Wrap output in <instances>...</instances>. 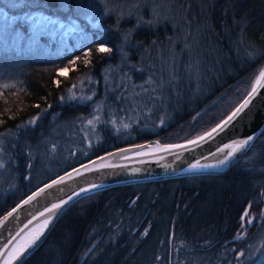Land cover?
Returning <instances> with one entry per match:
<instances>
[{
	"label": "trees",
	"instance_id": "1",
	"mask_svg": "<svg viewBox=\"0 0 264 264\" xmlns=\"http://www.w3.org/2000/svg\"><path fill=\"white\" fill-rule=\"evenodd\" d=\"M47 1L56 5L55 0ZM24 2L30 4L29 0ZM173 5L172 19L162 17L156 25L139 24L131 29V46L124 55L117 51V30L93 29L64 39L40 32L41 41L28 45L24 38L18 40L15 32L28 31L30 26L26 27L21 18L10 17L22 12L7 10L6 16H0V30L8 32L0 36V80H20L18 89L9 88L0 94V131L12 128L17 131L16 140H34L53 117L68 129L69 117L86 113L89 100H63L65 90L88 76L97 79V92L101 93L107 71L112 77L110 83L104 82V101H111L112 106H129L134 105L133 100L139 109L145 106L140 100L143 97L156 107L138 111L139 123L164 120L156 130L139 129L135 137L124 141L115 140L106 129L97 143L82 141L86 134L67 138V149H72L64 156L70 160L40 183L121 144L193 137L217 123L246 94L251 83L234 104L224 97L248 77L252 82L264 63V0H173ZM150 15L145 11L142 19ZM107 24L112 26L111 21ZM177 25L205 47L206 56L214 53L217 58L199 91L182 93L183 81L178 82L177 77L173 83L168 80L170 90L161 85V73L171 68L160 72L154 52L171 38ZM130 26L125 21L118 28ZM101 44L111 51H98ZM64 66L67 72L61 73L59 69ZM151 73L153 78H148ZM90 85L93 87L92 81ZM94 96L101 97L98 93ZM32 118L34 124L28 122ZM11 156L13 166L0 184V214L40 184L27 186L33 167L21 146L13 148ZM263 193L264 128L223 173L131 182L80 196L60 213L42 242L19 264H190L186 259L188 245L205 249L203 252L215 259L223 247L246 243L236 238L243 229L242 215L247 208L254 212L258 209Z\"/></svg>",
	"mask_w": 264,
	"mask_h": 264
},
{
	"label": "rangeland",
	"instance_id": "2",
	"mask_svg": "<svg viewBox=\"0 0 264 264\" xmlns=\"http://www.w3.org/2000/svg\"><path fill=\"white\" fill-rule=\"evenodd\" d=\"M55 2L56 5L52 6L47 0H29L30 4L25 3L24 0H0V16H6L7 10L22 12L19 16L10 15V17L21 18L26 22V27L30 26L28 31H21L22 29L16 28V31L19 30V32H15L18 40L24 38L28 45L41 41L39 40L41 38L40 32H46L51 36L64 39L70 34L83 33L93 29L97 31L104 29L117 30L119 31L118 34H120V36H117L119 40L117 51L122 54L131 46L128 42L131 29L139 24H144L145 26L148 24L151 26L156 25L163 19L162 17L164 19H172L174 16L173 12H171V10H174L173 0H55ZM13 5L17 6L13 7ZM145 11L151 14L148 19H142ZM107 20L111 21L113 27L107 24L109 22ZM179 20L181 21V17ZM125 21L132 24V26L128 29L118 28ZM7 33L2 29L0 30V36H4ZM37 38L38 40H36ZM174 40L178 43L177 48H175ZM100 47L109 48L105 44H101ZM205 52L207 51L203 45L198 44V41L193 39L187 33V30L184 31V28H179V25H177L171 38L167 39L154 52L155 62L160 72H166L168 68H171L168 73H161V85L166 90H170L167 84L168 80L173 83L174 78L177 77L178 82L183 81L180 83L183 90L182 93H188V90L199 91L201 81H206L210 66L212 68L216 66L217 58L215 54L212 53L209 58ZM59 71L61 73L67 72V66L60 68ZM178 74L183 76H178ZM111 77L112 73L108 71L104 73L101 81V93L97 92V79L88 76H82L65 90L62 96L63 100H89L86 113L79 112L69 117L68 129L60 124V119L53 117L48 127L41 136L34 139L35 141L30 137L19 141L16 140L17 131L12 128L3 132L0 131V184H2L1 182L5 178L6 172L13 166V157L11 155L13 148L18 146H21V151L31 158L33 172L29 171L27 177V186L31 187L52 175L57 168H60L70 160L67 155L64 156L67 150L72 149H67L70 144L67 138L73 140V137H77L76 134H86L82 141L88 142L92 140L93 142H99L102 140L103 129H106L107 132L111 133L112 137L114 136L115 140L124 141L135 137L139 129L148 128L152 132L157 129L158 124L164 122L163 118L157 117L158 119L154 121L155 123L151 121H141L139 123L138 114L140 113L138 111L142 109L148 111L156 107L150 106L151 104L143 97L140 100L143 102L141 104L145 106H138L139 109H136L135 101L133 100L134 105L129 106H112L111 101H104V96L107 92L104 82L108 81L110 83ZM148 78H153L152 73L148 75ZM253 80L251 82L250 77H248L231 88L224 97L231 104H234L247 90L249 84L251 83L252 85ZM91 81L93 82V87L90 85ZM19 83V79L7 78L0 80V94L9 88L18 89ZM152 88L150 87V89ZM95 93H98L101 97H95ZM128 95L129 93H126V96ZM39 117L40 114H37L36 119ZM154 119L155 117L151 120ZM33 120L35 121V118L29 119L28 122ZM28 122L23 123L21 128L24 129ZM68 131L72 134L69 135ZM80 138L82 137L80 136ZM58 156L60 158L55 159ZM3 169L7 170H4V172L2 171ZM263 200L264 193L260 199L258 209L254 212L251 208H247L242 215L241 226L243 229H240L236 238L238 239L237 241L244 239L246 241L245 244H240L236 248L234 246L231 248L223 247L215 259H213V256L207 255L208 253H204L205 249L196 248L197 246H191L190 248L188 245L186 246V251L188 252L190 249V252L186 258L187 261H190V264H210L212 262L213 264H264ZM246 212L247 216H245ZM209 253L212 252L209 251Z\"/></svg>",
	"mask_w": 264,
	"mask_h": 264
},
{
	"label": "water",
	"instance_id": "3",
	"mask_svg": "<svg viewBox=\"0 0 264 264\" xmlns=\"http://www.w3.org/2000/svg\"><path fill=\"white\" fill-rule=\"evenodd\" d=\"M262 72H264V63L243 98L204 132L173 142L150 139L121 144L73 165L30 190L0 214V264L7 250L25 230L36 222L49 218L45 230L34 244L9 263L19 264L42 242L60 213L80 196L131 182L190 174H220L229 169L264 128ZM254 87L255 93L252 92ZM245 100L249 101L248 105L222 129H218L211 136L205 135L217 125L223 124ZM201 136L204 137L203 140L199 139ZM244 140L248 143L233 152V147ZM191 141L196 143H190ZM229 153L232 155L229 156ZM54 181L60 182L54 183ZM29 197L34 198L29 200ZM53 205L59 207L53 208ZM10 212L12 215H8Z\"/></svg>",
	"mask_w": 264,
	"mask_h": 264
},
{
	"label": "bare ground",
	"instance_id": "4",
	"mask_svg": "<svg viewBox=\"0 0 264 264\" xmlns=\"http://www.w3.org/2000/svg\"><path fill=\"white\" fill-rule=\"evenodd\" d=\"M45 221L49 222V218H44L35 224H33L31 227H29L27 230H25L11 245V247L7 250L3 257L2 264H9L13 259L17 258L19 255L23 254L30 246L34 244V242L29 244V241L33 239V237H39L41 233L45 230L47 224L45 225ZM21 248H23V251H19ZM16 249L19 252V255H16L13 250Z\"/></svg>",
	"mask_w": 264,
	"mask_h": 264
},
{
	"label": "snow or ice",
	"instance_id": "5",
	"mask_svg": "<svg viewBox=\"0 0 264 264\" xmlns=\"http://www.w3.org/2000/svg\"><path fill=\"white\" fill-rule=\"evenodd\" d=\"M17 5H13V7H16ZM13 20H16L18 19V17H12ZM98 51H101V52H109L111 51V49L109 48H105V47H100L98 49ZM72 63H75V61H73ZM61 72H63V70H61ZM261 76L264 77V72L261 73ZM257 83H259V81H257ZM5 87H7V85H5ZM252 92L255 93L256 92V88L254 87L252 89ZM249 101L248 100H245V102L243 104L240 105L239 108L236 109V111H234L229 117L227 120H225L223 122V124H220V125H217L216 128H213L211 130V132H208L206 133L205 135L206 136H211L213 133L217 132L218 129H222L224 125H226L229 121H231L239 112H241L247 105H248ZM35 121H29V123H34ZM89 123H91V121H89ZM200 140H203L204 137L201 136L199 138ZM251 139V137L249 138ZM190 143H196V141H191ZM248 141L247 140H244V141H241L239 144H237L235 147H233V152L236 151L239 147H241L242 145L244 144H247ZM229 147H232V146H229ZM232 155V153H229V156ZM220 163H224V161H220ZM193 167H197V165H193ZM63 179V178H61ZM60 181H54V183H58ZM41 191H43V189H41ZM34 197H29V200L33 199ZM28 201H25V203H27ZM56 207H59V205H53V208H56ZM13 211H15V209H13ZM8 215H12V213L10 212ZM245 216H247V212L245 213ZM48 223V221H45V225ZM37 237H33V239L31 241H29V244L33 243L35 241V239H37ZM24 249L21 248L19 251H23ZM13 252L16 254V255H19V252L14 249ZM241 255H243V253H241Z\"/></svg>",
	"mask_w": 264,
	"mask_h": 264
}]
</instances>
